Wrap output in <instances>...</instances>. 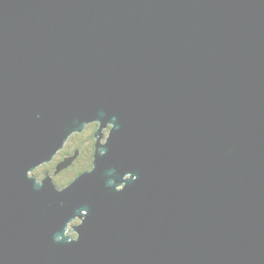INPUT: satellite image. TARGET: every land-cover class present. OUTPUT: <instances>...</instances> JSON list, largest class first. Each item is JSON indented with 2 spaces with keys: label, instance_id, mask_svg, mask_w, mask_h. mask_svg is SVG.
<instances>
[{
  "label": "water",
  "instance_id": "water-1",
  "mask_svg": "<svg viewBox=\"0 0 264 264\" xmlns=\"http://www.w3.org/2000/svg\"><path fill=\"white\" fill-rule=\"evenodd\" d=\"M0 264H264V0H0Z\"/></svg>",
  "mask_w": 264,
  "mask_h": 264
},
{
  "label": "trees",
  "instance_id": "trees-1",
  "mask_svg": "<svg viewBox=\"0 0 264 264\" xmlns=\"http://www.w3.org/2000/svg\"><path fill=\"white\" fill-rule=\"evenodd\" d=\"M76 134H80V133L76 132ZM93 138L94 137L92 134L87 135L84 138H80V139L77 138L76 142L74 143V145L76 147H73L72 150H70V152H73L74 149H76V148L79 150V147H80L81 153L77 157V160H76L77 162L75 161V163L73 165H71V166L69 165L70 167H67V169L65 168V170L62 171L61 173H59V175H56V176H55V174L53 175V178L55 179V182L57 185L66 184L67 182H69L74 177V175L78 174L79 172H81L85 169H89L91 167L92 161H93V153H94V139ZM77 142H79L78 147H77ZM54 169H55V164L52 167L53 171H54ZM33 174H35L37 176L38 175H41V176L44 175L42 169H40L39 167L35 168V170L33 171Z\"/></svg>",
  "mask_w": 264,
  "mask_h": 264
},
{
  "label": "flooded vegetation",
  "instance_id": "flooded-vegetation-1",
  "mask_svg": "<svg viewBox=\"0 0 264 264\" xmlns=\"http://www.w3.org/2000/svg\"><path fill=\"white\" fill-rule=\"evenodd\" d=\"M91 124H93V126H96L97 127V123L96 122H92ZM91 129V131H92V128H90ZM96 129V128H95ZM90 131V132H91ZM90 134H92L93 135V133L91 132ZM94 139V138H93ZM87 142V141H86ZM88 143V142H87ZM77 149V148H76ZM75 150V149H74ZM72 154L73 152H70V150H68V149H65L64 147L63 148H61L58 152H57V154H56V156L54 157V159H52L50 162H48V163H44V164H41L40 166H39V168L40 169H42V171H43V174H45L46 172H49V173H51L53 170H52V167H53V165L56 163V161L57 160H60L64 155H66V154ZM81 153V148L79 147V153H78V155ZM78 155L76 156V158L72 161V163L70 164V166L71 165H73L74 163H75V161L77 160V157H78ZM61 156V157H60ZM70 166H68V167H70ZM38 168V167H37ZM67 169V168H66ZM65 169H63V170H61L60 172H58L57 174H55V176L56 175H59V173H61L62 171H64ZM44 176V175H43ZM60 186H63V185H60Z\"/></svg>",
  "mask_w": 264,
  "mask_h": 264
},
{
  "label": "rangeland",
  "instance_id": "rangeland-1",
  "mask_svg": "<svg viewBox=\"0 0 264 264\" xmlns=\"http://www.w3.org/2000/svg\"><path fill=\"white\" fill-rule=\"evenodd\" d=\"M92 122H90V123H88L86 126H85V128L81 131V132H79L80 134H76V133H73V134H71L69 137H68V139L65 141V144H64V148L65 149H68V150H72V148L73 147H76L75 145H74V143L76 142V140H77V138H84V137H86L87 135H90V131H91V129L90 128H92V131H94V129L96 128V126H93V124H91ZM78 143L79 142H77V147H78ZM74 145V146H73ZM56 156V155H55ZM54 156V157H55ZM61 157V156H60ZM54 159V158H53ZM77 162V161H76ZM79 162V161H78ZM40 166V165H39ZM38 166V167H39ZM40 176V177H39ZM38 177L39 178H41V177H43V176H41V175H38ZM71 223H76V220H74V221H72ZM71 227L70 226H68V230L70 229ZM69 233H71V232H69Z\"/></svg>",
  "mask_w": 264,
  "mask_h": 264
},
{
  "label": "clouds",
  "instance_id": "clouds-1",
  "mask_svg": "<svg viewBox=\"0 0 264 264\" xmlns=\"http://www.w3.org/2000/svg\"><path fill=\"white\" fill-rule=\"evenodd\" d=\"M68 233V232H67Z\"/></svg>",
  "mask_w": 264,
  "mask_h": 264
}]
</instances>
